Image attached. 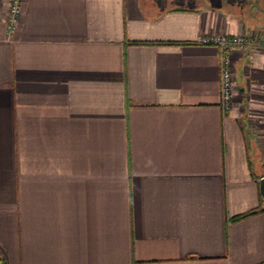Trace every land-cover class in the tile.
<instances>
[{"label": "crops", "instance_id": "0c3cea01", "mask_svg": "<svg viewBox=\"0 0 264 264\" xmlns=\"http://www.w3.org/2000/svg\"><path fill=\"white\" fill-rule=\"evenodd\" d=\"M7 8L0 264H264L260 9L22 0L8 34ZM213 34L248 42L226 112Z\"/></svg>", "mask_w": 264, "mask_h": 264}, {"label": "built area", "instance_id": "2783aa9c", "mask_svg": "<svg viewBox=\"0 0 264 264\" xmlns=\"http://www.w3.org/2000/svg\"><path fill=\"white\" fill-rule=\"evenodd\" d=\"M1 2V0H0ZM22 0H8L7 16H6V31L11 34L19 21L21 14ZM201 43L217 46L220 56V106L226 112L231 107L232 102V83L233 75L230 66L229 53L232 48L238 49L246 47L247 39L243 34L228 35V34H213L201 38ZM264 49V41L262 42ZM256 122L264 128V112L262 116L256 119ZM264 132V129H263Z\"/></svg>", "mask_w": 264, "mask_h": 264}, {"label": "rangeland", "instance_id": "374dc122", "mask_svg": "<svg viewBox=\"0 0 264 264\" xmlns=\"http://www.w3.org/2000/svg\"><path fill=\"white\" fill-rule=\"evenodd\" d=\"M234 1L237 2L239 7L241 6L245 9L244 13H246V14H249L248 12L251 10H255V9L259 10L260 9L262 11V15L264 18V0H234ZM246 17H250V16H246Z\"/></svg>", "mask_w": 264, "mask_h": 264}, {"label": "water", "instance_id": "95a60500", "mask_svg": "<svg viewBox=\"0 0 264 264\" xmlns=\"http://www.w3.org/2000/svg\"><path fill=\"white\" fill-rule=\"evenodd\" d=\"M259 194H260V198L264 204V176H262L260 179H259Z\"/></svg>", "mask_w": 264, "mask_h": 264}, {"label": "trees", "instance_id": "16d2710c", "mask_svg": "<svg viewBox=\"0 0 264 264\" xmlns=\"http://www.w3.org/2000/svg\"><path fill=\"white\" fill-rule=\"evenodd\" d=\"M252 213H253V212H248V213H246V214H242V215H240V216H238V217L232 218V220H237V219H240V218L246 217V216H248V215H250V214H252Z\"/></svg>", "mask_w": 264, "mask_h": 264}]
</instances>
